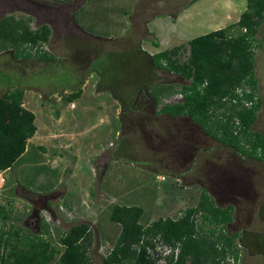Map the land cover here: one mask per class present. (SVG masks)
Listing matches in <instances>:
<instances>
[{"label": "rangeland", "instance_id": "obj_1", "mask_svg": "<svg viewBox=\"0 0 264 264\" xmlns=\"http://www.w3.org/2000/svg\"><path fill=\"white\" fill-rule=\"evenodd\" d=\"M53 1L0 0V18L8 14L29 16L32 28L45 22L51 27V39L44 47L56 59L45 62L16 58L12 49L0 51V95L7 89L23 88V103L34 112L37 126L26 152L0 174V205L9 210L10 216L5 227L13 224L24 237L40 233L59 248V237L64 231L73 223L88 222L93 233L100 234L99 239L92 241L89 254L93 264H101L119 232V225L108 218L114 203L142 205L145 209L142 222L146 223L183 209L178 203L181 197L194 203L199 194L195 184L208 187L214 184V189L235 204V220L228 227L230 232L243 231L241 241L247 248L243 264H264V162L236 159L230 155L235 149L206 135L187 116L156 113L168 102V93L176 89L166 83L180 86L187 81L155 68L137 49L141 36L146 35L144 20L151 12H175L188 0H164L168 4L157 10H148L150 0H142L127 37L106 39L96 43L95 48L73 29L72 1ZM92 2L83 7L89 9L90 15L106 13L109 29L121 25L123 7H130L137 0H111L107 10L96 5L102 10L100 13L91 6ZM245 7L246 0H195L180 12L175 23L170 17L163 21L192 38L236 21ZM77 12L83 13L79 9ZM64 17L70 24L67 27L63 24ZM256 38L254 74L261 108L253 129L264 135V25ZM81 86L83 94L71 109L73 104L70 106L65 96L68 93L63 91ZM104 86L112 93L105 96L106 115L102 99L95 100L96 87ZM149 88L151 92L163 93L164 98L154 101L147 94ZM137 94L136 105L130 109ZM170 101L176 100L170 96ZM79 109L87 110L88 114L83 115ZM108 122L114 132L106 150ZM89 124L97 127H88ZM83 129L81 136L78 132ZM93 133L99 135L93 142L99 153L97 160L77 161L74 166L70 149L85 150L84 140ZM182 140L187 144L180 152ZM45 199H49L47 206L54 212L41 211V220L36 224V218L29 216L30 203L39 208L44 206ZM218 203L227 202L218 199ZM44 223L49 233L43 232Z\"/></svg>", "mask_w": 264, "mask_h": 264}, {"label": "trees", "instance_id": "obj_2", "mask_svg": "<svg viewBox=\"0 0 264 264\" xmlns=\"http://www.w3.org/2000/svg\"><path fill=\"white\" fill-rule=\"evenodd\" d=\"M30 19L13 14L0 18V51L12 49L16 58L55 61V56L42 47L49 40V25L32 28ZM262 25L264 0H246V8L236 22L195 36L186 45L150 55L152 66L176 73L187 81L168 93L181 92L182 99L164 103L159 113L188 116L210 137L259 161H264V136L253 129L261 108L254 74V49L256 34ZM242 86L250 89L243 92L244 98L258 95L257 102L249 107L243 106L241 97L235 93ZM80 92L78 88L67 98L72 100ZM227 95L235 97L237 103L228 105L222 101ZM23 97V88L7 89L0 95V172L19 160L37 130L35 114L23 105ZM230 209L233 208L216 206L203 191L198 204L179 210L183 212L180 216H159L143 223L144 207L114 203L108 218L119 225V232L101 264H154L153 258L144 250L137 251L134 245L142 235L156 234L167 243L180 242L178 255L168 259L167 264H185L187 259L192 264H215L214 241L203 236L193 237L196 232L193 215L201 211L202 221L225 225L232 219ZM9 217V210L0 205V264H93L89 248L100 234H94L88 222L73 223L60 235L58 248L40 233L24 237L13 224L6 228ZM48 229L44 223L43 232L49 233ZM242 233L238 230L231 237L242 240Z\"/></svg>", "mask_w": 264, "mask_h": 264}, {"label": "crops", "instance_id": "obj_3", "mask_svg": "<svg viewBox=\"0 0 264 264\" xmlns=\"http://www.w3.org/2000/svg\"><path fill=\"white\" fill-rule=\"evenodd\" d=\"M69 1H72V4H71L72 13H71L70 17H71V21L73 23V29L75 30V32H77L79 35L82 36V40L83 41H88V40L91 41L89 45L94 46V48H95L96 43L104 42V41H106V39H122V38L127 37L128 31H130L128 27L130 26L131 27L130 29H132L133 21H134L135 16H136V11H137L138 6L140 5L142 0H137L136 4H131L130 7H126V6L123 7L122 14H121L123 16L122 17L123 22H120L121 25L117 26V28L113 27V28H109V29H106V19H105L106 18V13H103L102 15H96V14L90 15V14H88L89 9L88 8H84L83 6L85 4H87V3H89L90 1H93L91 6H93L94 8H97V6H101L102 9L107 10L108 8H110L109 4L111 3V0H62V3H67ZM113 1H117V0H113ZM194 1L195 0H188V2L186 4H184L181 7L177 8L175 10V12H172V11H164V12L161 11L160 12L157 9H163L165 7V5L168 4V2H166L164 0H150L149 1L148 10H154L156 8L157 12H155V11L151 12L148 15V17L145 18V20H144V30L146 32V35L145 36H141V38H140V40L138 42V44H139V47H137L138 51L140 53L144 54L150 60V55H153L155 53H158V52L166 50V49H170V48L178 46V45H186L187 42L191 39V38H189V36H187L188 34H185V31H179V30L177 31L176 26H174L173 24L164 23L163 20L170 17L171 19L173 18V20L171 22L175 23L176 19H180V12L183 11V9H185L186 7L190 6ZM78 9L83 12L81 15H78V12H77ZM97 10H98L99 13L102 11V10L99 11V8H97ZM118 14H120L119 11H118ZM77 15H78V17L75 18V16H77ZM126 16H129V17H126ZM124 17L127 18V19H125ZM126 20L127 21L129 20V22L127 24L125 23ZM157 20H160V21H157ZM236 21H234V22H236ZM63 22H64L63 23L64 27H67V26L70 25V24L68 25V23H66L65 17L63 18ZM231 23H233V22H231ZM231 23H228V24H231ZM45 24H47V23L45 22ZM228 24H226V25H228ZM225 26H223V27H225ZM223 27H221V28H223ZM126 28H128V30H126ZM50 29H51V27H50ZM217 29H220V28H216L215 30H217ZM51 34L52 33H50L49 40L47 41V43H49V41L51 39ZM47 43H45V44H47ZM93 52H94V50H93ZM142 54H141V56H142ZM45 62H50V61H45ZM168 73L176 74V73H173V72H168ZM180 78L183 79L182 77H180ZM183 80H185V79H183ZM157 82L160 83V81H157ZM83 84H85V83H83ZM151 84H153V83H151ZM161 84H163V83H161ZM166 84L167 85L168 84L175 85L176 89L181 86V85L178 86L174 82H172V83L171 82H167ZM176 85H177V87H176ZM75 90H77V89L69 90V91L64 90L63 93L67 92L68 95H69L70 93H72ZM82 92H83V90H82V86H81L80 95L78 97H76V98H73L72 100H69L67 98L68 95H65L66 96V100L70 101V106L73 104L71 106V109L75 108V104L76 103L74 104V102L82 96V94H83ZM24 94H25V91H24ZM147 94H148V96L152 97V99L154 101H156V102H159L161 99L164 98V96H162V95H164L163 93L158 92V91L151 92L150 88L147 89ZM107 95H112V93L108 89H106L105 86L104 87H100V88L96 87L95 96L97 98L95 100H97V99L101 100L102 99L100 102L104 104L103 111H104L105 115H106V99H105V96H107ZM173 95H174V93L167 95L168 96V101H169V97L170 96L172 97ZM62 97H64V96H62ZM101 97H104V98H101ZM98 100H97V102H98ZM116 101H117L118 104L121 105V102H120L119 98L116 97ZM77 104H78V102H77ZM23 105L25 106V103H23ZM79 110H81V109H79ZM96 110L97 109H94V111H96ZM81 112H83V115H87L88 114L87 110H83L82 109ZM156 113H159V111L156 112ZM163 114H165V113H163ZM168 116H170V115H168ZM180 116H185V115H180ZM180 116H170V117H180ZM188 119H190V118L188 117ZM102 124L104 125L105 123H102ZM113 125L115 127V124H113ZM90 126L97 127L94 124L93 125L89 124L88 127H90ZM98 126H100V125H98ZM105 126H106L105 127L106 128V138L108 139L106 141L107 146H108V148H106V150H108L109 146L111 144L110 142L113 139V132H114L113 129L114 128L111 125V123H109V122L106 123ZM83 127L86 129V131L89 130L87 128V125H85ZM85 129L80 130L78 132L79 135L82 136L84 134V132H85ZM107 129H108V131H107ZM107 132H108V134H107ZM97 133H93L90 138L88 137L86 140H84V142H85L84 144L87 145L85 147V150L80 151L77 148L70 149L69 152H72V154H73L72 156L74 158L73 159L74 166L76 165L75 163L77 161H81V160L86 161V162H94L95 163V161L97 160L96 157L99 155L98 150H94L95 147L93 145V142L95 140H97V137H99V135ZM99 141H101V140H99ZM186 144H187V142L182 140V145H181L180 152L182 151V148H183L182 146L186 145ZM175 145H178V142ZM226 146H228L229 148H233V147H231L229 145H226ZM233 149H235V148H233ZM88 151H92V152L88 153ZM230 155L235 156L236 159H239V160H248V159H250V160L259 161L258 159L254 158V157H252V156H250V155H248L246 153L238 152L236 149L233 151V154H230ZM94 157H95V159H94ZM260 162H264V161L262 160ZM105 167H106V169H108L109 168V163L106 164ZM93 169H95V164L93 166ZM1 173L2 172H0V174ZM247 176L249 177V174H247ZM172 177L174 178V175H172ZM245 177H246V175H245ZM216 181H217V179H216ZM195 185H197L198 188H199V194L196 197V199L194 200V203L190 204L192 201L190 203H188L183 197H181L178 200L179 201L178 202L179 205L182 204L180 208L196 206L198 204L199 200H200V196H201L202 192L205 191L209 195L210 199L214 202V204L216 206H218L220 208H225V207L230 206V207L233 208L232 209V215H231L232 219H231V221L228 222V225L234 222V220H235L234 214H235V211H236L235 204L228 202L229 200H228L227 197H224L217 189H214V187L216 185L212 184V187L202 186L201 184H195ZM199 185H200V187H199ZM211 188H213V189H211ZM218 199H220L222 201L225 200L227 203L225 205H220L218 203ZM125 205H133V204H125ZM140 206H142V205H140ZM43 209H47V208L43 207ZM51 209H48V210H51ZM233 232H238V231H233Z\"/></svg>", "mask_w": 264, "mask_h": 264}, {"label": "built area", "instance_id": "obj_4", "mask_svg": "<svg viewBox=\"0 0 264 264\" xmlns=\"http://www.w3.org/2000/svg\"><path fill=\"white\" fill-rule=\"evenodd\" d=\"M44 45L45 44H43L42 47L46 49ZM244 91L250 92L249 87H237L235 90V93L241 97L240 101L243 106L249 107L257 102L259 94L253 95L252 99H246L243 97ZM173 97L174 100L177 101L182 99L183 94L177 92ZM222 101L227 102L228 105H230V103H237V99L230 95L222 97ZM235 123L236 125H239V120L237 118H235ZM181 214H183V212L178 211L170 217L175 218ZM201 215V211L194 213L193 215L196 223V232L193 234V237L203 236L214 241L215 248L217 249L215 264H243L246 249L241 239L238 236L231 237L232 232H230L228 224L223 225L221 223L202 221ZM228 237H231V240H228ZM134 248L137 251L144 250L148 256L154 259V264H167L168 259L176 258L178 255L180 242L176 241L174 243H167L163 240L160 234L154 236L142 235L139 242L134 245ZM185 264H192V262L190 259H187Z\"/></svg>", "mask_w": 264, "mask_h": 264}, {"label": "flooded vegetation", "instance_id": "obj_5", "mask_svg": "<svg viewBox=\"0 0 264 264\" xmlns=\"http://www.w3.org/2000/svg\"><path fill=\"white\" fill-rule=\"evenodd\" d=\"M53 2H56V1H53ZM44 4H46V3H44ZM43 24H45V23H43ZM42 25V24H41ZM41 25H39V26H41ZM39 26H37V27H39ZM142 88H143V86L142 87H140V89H138L137 90V92H138V94L140 93V91L142 90ZM138 94L136 95V99H134L135 101L133 102V104L131 105V107H130V109H132V108H134L135 107V105H136V100H137V97H138ZM126 109H129V108H126ZM49 200V199H48ZM47 199H45V201H44V206H39V208H37V207H35V205H36V203H30V209H29V216L31 217V218H36L35 219V222H36V224H38L39 222H40V218H41V215H40V212L41 211H47V212H51V213H53L54 212V210H53V208L51 209V207H48L47 206V201H48ZM43 207H46L47 209H43ZM48 209H51V210H48Z\"/></svg>", "mask_w": 264, "mask_h": 264}]
</instances>
